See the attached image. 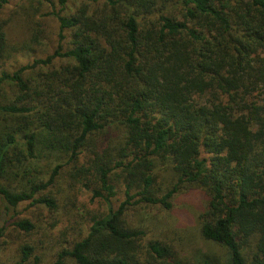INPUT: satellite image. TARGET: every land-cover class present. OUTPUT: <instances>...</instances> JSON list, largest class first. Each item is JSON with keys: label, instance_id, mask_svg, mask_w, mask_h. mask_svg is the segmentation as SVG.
Segmentation results:
<instances>
[{"label": "trees", "instance_id": "trees-1", "mask_svg": "<svg viewBox=\"0 0 264 264\" xmlns=\"http://www.w3.org/2000/svg\"><path fill=\"white\" fill-rule=\"evenodd\" d=\"M42 1L56 22L49 53L34 54V28L9 43L0 19L14 264H189L128 210H169L191 189L198 235L225 249L203 263L264 264V0ZM81 190L101 209L81 211ZM24 202L34 217L16 211Z\"/></svg>", "mask_w": 264, "mask_h": 264}, {"label": "rangeland", "instance_id": "rangeland-1", "mask_svg": "<svg viewBox=\"0 0 264 264\" xmlns=\"http://www.w3.org/2000/svg\"><path fill=\"white\" fill-rule=\"evenodd\" d=\"M52 1L55 2V0ZM49 10L50 6L42 0H7L0 8V19L5 21L3 30L7 41L11 44H19L28 38L34 28L38 32V42L40 43L37 46L32 43V46L35 47L34 54L49 53L54 47L56 32L54 18L50 15H43ZM12 58L9 64H23L30 60L31 54L23 52ZM76 194L75 203L78 208H81V211L95 212L101 209L102 205L97 200L93 199L90 202L88 192L81 190ZM171 202L172 206L169 210L158 207L128 210V217L136 221L137 213L141 212L139 221L150 227L155 233L161 231V233L172 237L178 243L180 250L189 258V264H204V259L208 261L210 258H222L225 249L212 242L202 240L197 233L196 214L202 202L200 195L193 189L181 190L175 193ZM16 211L20 216L31 215L34 217L36 214L33 206H28L26 202L19 204ZM10 214V211L5 214L0 204V226L4 225L3 235L0 236V264H14L17 261L15 245L22 237L9 225L8 216ZM43 214H46L45 211ZM50 252L48 253L50 254ZM46 258L47 255L44 259ZM30 262L31 260L23 264H30Z\"/></svg>", "mask_w": 264, "mask_h": 264}]
</instances>
